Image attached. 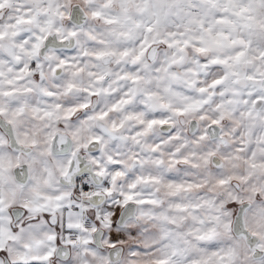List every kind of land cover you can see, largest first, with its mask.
I'll return each mask as SVG.
<instances>
[{"label": "flooded vegetation", "instance_id": "obj_1", "mask_svg": "<svg viewBox=\"0 0 264 264\" xmlns=\"http://www.w3.org/2000/svg\"><path fill=\"white\" fill-rule=\"evenodd\" d=\"M164 25L101 16L100 1L90 7L85 0H0V196L3 187L18 196L8 208L10 229L44 217L59 234L58 216L76 209L73 201L97 207L91 244L100 248V264H116L125 245L106 242L100 208L110 196H129L115 223L131 202L134 214L118 224L131 221V255L145 249L149 264H215L211 244L218 236L228 243L230 264H264V100L249 106L244 96L247 86L263 83L242 65L226 82L225 102L201 96V73L208 71L186 64L191 50L183 44L192 42L152 39L150 29ZM54 138L66 152L53 151ZM9 171L19 186L5 177ZM82 173L95 182L88 194L76 183ZM125 181L121 193L116 184ZM30 185L42 190L44 202L21 198ZM58 190H65L62 203H46ZM98 227L103 247L93 243ZM8 243L3 238L0 264L6 257L10 264H59L58 241L42 260H14ZM118 244L122 256L111 261L109 247Z\"/></svg>", "mask_w": 264, "mask_h": 264}, {"label": "rangeland", "instance_id": "obj_2", "mask_svg": "<svg viewBox=\"0 0 264 264\" xmlns=\"http://www.w3.org/2000/svg\"><path fill=\"white\" fill-rule=\"evenodd\" d=\"M142 2L140 5H136L138 13H141ZM214 5V10L217 9V18L208 19L205 24H172L164 25L163 28L154 27L150 29L152 39L168 37L172 43H177L178 39L188 40L191 45H184V49L191 50V56L186 62L190 67L200 66L203 71L208 73H201V90L207 92L202 93L201 96L207 95L214 99V102H225V100L231 96L230 86L226 84L230 79H235V76L239 75L243 67L247 65V74L252 77H258L262 81V86H256L250 84L245 90V97H247L248 105L251 106L252 102L256 98H263L264 100V0H216L210 3ZM133 12L134 6L129 10H119V12ZM41 17H44V13L41 11ZM211 21V23H209ZM115 28L107 27L104 32H113ZM116 30V29H115ZM117 31V30H116ZM140 30L135 29L136 33ZM122 32V31H120ZM186 43V41H185ZM179 46V43H178ZM173 48V47H172ZM174 54L178 55L175 51ZM206 59H202L198 62L196 55L206 56ZM241 57L244 59L241 61ZM232 58V60H227ZM216 65L214 67H209ZM230 65V66H229ZM228 66L230 68H228ZM231 70V71H227ZM193 74H189V80H193ZM193 91L185 89V94H190ZM195 93V92H194ZM196 94V93H195ZM185 95V96H186ZM203 102V101H201ZM261 114L264 112L263 108L260 110ZM257 133L254 134L255 146L260 144V136L262 131L257 127ZM16 154V153H14ZM5 177H9V181L13 184L18 185L19 183L10 177V171L5 174ZM1 178V169H0ZM40 182V181H39ZM106 185V189L110 191V188ZM111 194L114 193V186H111ZM117 189H121V193L127 192L128 181L122 182L117 185ZM125 189V191L123 189ZM8 188L3 187V196H0V227L2 237L5 239V245L7 240L9 243L15 241L19 237L21 231L22 238L26 240L25 243L17 245V252L21 256L30 255L31 251L35 246L29 241L35 233L40 232V227L37 226L40 220L29 224L19 223L17 231L10 229L9 222V206L17 202L18 196L16 194L11 195L5 194ZM111 197V198H110ZM108 201L103 203L101 211L103 212V225L106 227L107 232L105 235L106 242L120 241L125 245V253L119 262L116 264H149L146 260V250L137 249V254L131 255L130 248L133 227L131 221H127L125 225H118L115 223V216L118 210V205L122 204L129 196H110ZM113 203L117 205L113 207ZM77 204V205H76ZM71 207L65 208L64 212L59 217V234L58 242L71 244L73 251L68 260H57L59 264H100V248L91 244L92 230L97 223L100 222V210L99 208H90L87 204H81L78 206L76 201L71 203ZM219 220V218H217ZM225 224V220L221 218ZM41 220H45L44 217ZM23 226V229L21 228ZM33 227V230L30 229ZM55 227V225H53ZM144 231V230H142ZM208 231V226L205 228ZM218 237V236H217ZM215 242L211 245L214 247V263L215 264H230L228 261L229 248L228 243L225 240L218 237ZM144 239V235L140 238ZM56 241V242H57ZM78 244V245H77ZM15 246V245H14ZM37 249V247H36ZM47 255L53 253V248L45 250ZM27 260L28 258H24ZM188 263V262H186ZM175 264H185L176 263ZM234 264V263H231Z\"/></svg>", "mask_w": 264, "mask_h": 264}, {"label": "crops", "instance_id": "obj_3", "mask_svg": "<svg viewBox=\"0 0 264 264\" xmlns=\"http://www.w3.org/2000/svg\"><path fill=\"white\" fill-rule=\"evenodd\" d=\"M99 1L100 15L105 17H133L135 19L143 18L145 20L150 19L154 24L165 25H196L205 24L208 19H215V21L218 20L216 14L217 9H215V11H211L214 10V5L216 7V4L213 6L210 4L216 0H85V2H87L90 7H94V5L98 4ZM130 2L132 6H134L133 12H119V10L122 9L128 10ZM141 2L143 3L141 7V13H138L135 6L140 5ZM209 23H211V21ZM64 191L58 190L56 196H47L46 203L48 201H52L55 205H59L62 203L64 197L60 194ZM41 193L42 190L40 188L30 185L23 189L21 198L31 205H37L39 204L38 202H44V197H46L40 196ZM37 226L41 229L39 233H35L29 240L35 246L29 257L26 255L23 257L19 252L16 251L17 245H21L22 243L26 242V240L22 238L21 231L17 240L8 243V250L14 260H25L24 258H39L42 260L46 256L45 250H49L54 246L58 240V233L55 227L48 224V222L45 220H40ZM37 226H30V229L33 230V227L37 228ZM21 228L23 229V227ZM2 235L0 236V250L3 247Z\"/></svg>", "mask_w": 264, "mask_h": 264}, {"label": "water", "instance_id": "obj_4", "mask_svg": "<svg viewBox=\"0 0 264 264\" xmlns=\"http://www.w3.org/2000/svg\"><path fill=\"white\" fill-rule=\"evenodd\" d=\"M57 145L59 146V143L57 141V138H54L53 141V151L55 153H64L66 152V149L64 150H59L57 148ZM74 161H72L70 168L67 172V175H69L73 170H74ZM76 166V165H75ZM76 169V168H75ZM85 170L83 171H89L88 168H83ZM81 173V172H79ZM92 176L94 178H96V172L92 171ZM92 196L86 197L84 198L85 200L91 201L92 202ZM104 198L100 199V202L103 200ZM94 204H98V201L93 202ZM131 202H127L124 207L122 208V210L120 211L116 222L118 224H123L127 218H129L132 214H134V209L135 207L133 205H131ZM20 215H22V211H20V213L18 215L15 216V218H18ZM103 231L104 229L102 227H98L97 229H95V231L93 232V243L98 245V246H104L103 242H102V235H103ZM122 252H123V245L122 244H118V245H114L109 247V257L111 259V261H117L118 259H120V257L122 256ZM71 254V247L69 244L67 243H58L56 248H55V256L60 258V259H67ZM5 264H10L9 259L6 257L5 258Z\"/></svg>", "mask_w": 264, "mask_h": 264}, {"label": "built area", "instance_id": "obj_5", "mask_svg": "<svg viewBox=\"0 0 264 264\" xmlns=\"http://www.w3.org/2000/svg\"><path fill=\"white\" fill-rule=\"evenodd\" d=\"M76 183L79 186V192L81 194H88L90 193L91 189L94 187L95 182L89 176V174L82 173L77 176Z\"/></svg>", "mask_w": 264, "mask_h": 264}]
</instances>
